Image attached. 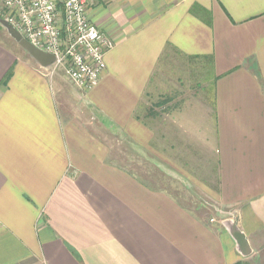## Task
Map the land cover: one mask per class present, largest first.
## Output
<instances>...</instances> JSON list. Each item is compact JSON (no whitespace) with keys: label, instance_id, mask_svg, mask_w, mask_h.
<instances>
[{"label":"crops","instance_id":"obj_1","mask_svg":"<svg viewBox=\"0 0 264 264\" xmlns=\"http://www.w3.org/2000/svg\"><path fill=\"white\" fill-rule=\"evenodd\" d=\"M87 15L114 43L89 90L0 43V264H248L264 249V0Z\"/></svg>","mask_w":264,"mask_h":264},{"label":"built area","instance_id":"obj_2","mask_svg":"<svg viewBox=\"0 0 264 264\" xmlns=\"http://www.w3.org/2000/svg\"><path fill=\"white\" fill-rule=\"evenodd\" d=\"M0 19L54 56L50 72L64 69L83 90L98 84L114 43L88 18L87 0H0Z\"/></svg>","mask_w":264,"mask_h":264},{"label":"rangeland","instance_id":"obj_3","mask_svg":"<svg viewBox=\"0 0 264 264\" xmlns=\"http://www.w3.org/2000/svg\"><path fill=\"white\" fill-rule=\"evenodd\" d=\"M0 43L8 48H12L18 54H24L26 56L28 55V53L19 46V44L8 34L7 30L2 26H0ZM57 71L59 73H63L62 70ZM135 164L138 165L136 168L140 169L139 172L147 176L146 178H144V180L149 182L151 181L152 183L154 182V184L157 186H165L168 190L173 191L175 196L178 197L183 203H187L193 207L196 206L199 209L204 206V208L207 209V214H209L208 199H206L200 189H196L191 185L187 186L186 188V184L183 183L179 178L167 181L166 179H163L164 177H161V173L159 171L152 170L151 167L146 163L137 162ZM245 260L248 262V264H264V249L256 250V252L248 255Z\"/></svg>","mask_w":264,"mask_h":264},{"label":"water","instance_id":"obj_4","mask_svg":"<svg viewBox=\"0 0 264 264\" xmlns=\"http://www.w3.org/2000/svg\"><path fill=\"white\" fill-rule=\"evenodd\" d=\"M0 24L7 30L8 34L22 47L40 66L47 67L54 61V56L50 53L43 52L33 45H31L26 39H24L17 30L8 24L6 21L0 19Z\"/></svg>","mask_w":264,"mask_h":264},{"label":"trees","instance_id":"obj_5","mask_svg":"<svg viewBox=\"0 0 264 264\" xmlns=\"http://www.w3.org/2000/svg\"><path fill=\"white\" fill-rule=\"evenodd\" d=\"M10 72H8L5 76V78H7L9 76ZM238 264H242V263H238Z\"/></svg>","mask_w":264,"mask_h":264}]
</instances>
